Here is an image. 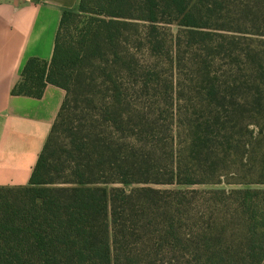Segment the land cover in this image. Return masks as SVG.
Returning <instances> with one entry per match:
<instances>
[{"label":"trees","instance_id":"1","mask_svg":"<svg viewBox=\"0 0 264 264\" xmlns=\"http://www.w3.org/2000/svg\"><path fill=\"white\" fill-rule=\"evenodd\" d=\"M47 84L0 264H264V0H81L13 92Z\"/></svg>","mask_w":264,"mask_h":264},{"label":"crops","instance_id":"2","mask_svg":"<svg viewBox=\"0 0 264 264\" xmlns=\"http://www.w3.org/2000/svg\"><path fill=\"white\" fill-rule=\"evenodd\" d=\"M81 0H0V187L26 186L66 91L47 84L40 97L16 94L27 62L50 61L64 11Z\"/></svg>","mask_w":264,"mask_h":264}]
</instances>
